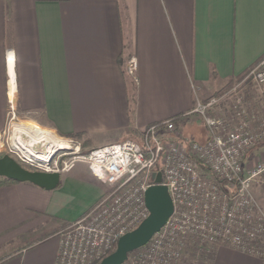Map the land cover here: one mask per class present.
Here are the masks:
<instances>
[{
  "label": "crops",
  "instance_id": "obj_1",
  "mask_svg": "<svg viewBox=\"0 0 264 264\" xmlns=\"http://www.w3.org/2000/svg\"><path fill=\"white\" fill-rule=\"evenodd\" d=\"M262 56L264 0H0V133L12 101L21 119L81 133L86 150L138 139ZM263 157L264 142L247 159ZM107 188L84 162L54 189L0 177V264H55L59 232ZM211 264H264V253L221 245Z\"/></svg>",
  "mask_w": 264,
  "mask_h": 264
},
{
  "label": "built area",
  "instance_id": "obj_2",
  "mask_svg": "<svg viewBox=\"0 0 264 264\" xmlns=\"http://www.w3.org/2000/svg\"><path fill=\"white\" fill-rule=\"evenodd\" d=\"M12 58L9 52L8 63ZM127 67L135 75V56ZM245 79L264 91V56L234 88L205 101L198 96L193 109L183 116L150 124L138 139L88 150L74 137L38 123L60 143L52 153L44 142L27 147L30 136L16 129V124L31 120L19 118L11 101L8 125L0 133V153H8L27 169L48 172H62L84 162L111 187L95 206L60 231L55 264H98L123 234L149 215L145 192L155 183L152 175L157 171H162L161 183L168 187L174 211L148 243L135 250L137 255L128 256L123 264H177L187 254L211 264L221 245L263 254L264 205L254 187L264 189V157L252 162L247 158L264 142V109L246 103ZM193 116L206 125L204 142L185 138L179 128L184 118Z\"/></svg>",
  "mask_w": 264,
  "mask_h": 264
},
{
  "label": "water",
  "instance_id": "obj_3",
  "mask_svg": "<svg viewBox=\"0 0 264 264\" xmlns=\"http://www.w3.org/2000/svg\"><path fill=\"white\" fill-rule=\"evenodd\" d=\"M155 183L146 192L149 215L134 229L123 234L114 251L104 256L98 264H123L129 254L146 245L155 232L159 231L174 211V203L167 185L162 182V171L153 173ZM0 177L16 181H28L45 189H54L60 183L61 172L30 170L21 165L8 153L0 156Z\"/></svg>",
  "mask_w": 264,
  "mask_h": 264
},
{
  "label": "rangeland",
  "instance_id": "obj_4",
  "mask_svg": "<svg viewBox=\"0 0 264 264\" xmlns=\"http://www.w3.org/2000/svg\"><path fill=\"white\" fill-rule=\"evenodd\" d=\"M242 79L243 77L238 78V79L224 81L221 85H219V87H217L214 90H211L209 93H207L203 97L200 96L199 98L205 101L213 95H222L223 92L225 93L226 91L234 88ZM242 88H243L242 94L244 95L246 103H248L249 105H252L254 108H257L259 111H261V108L264 107V91L259 90L251 79H245L244 82L242 83ZM31 124H33L34 126H38V124L34 121H32ZM207 135H208V131H207L206 125L200 119L193 116L192 122L187 124L185 128V132H184L185 138L195 139L199 142H204L207 138ZM74 138L77 141L81 142L82 149L86 150V147L83 145L82 140L77 137H74ZM4 154L6 153H0V156ZM110 191H111V187L108 186L105 194H108ZM254 192L257 198L261 201V203L262 202L264 203V189L259 185H255ZM59 235H60V232H59ZM137 253L138 251L131 252L129 254V257L133 259L137 255ZM129 264H131L130 261H129ZM177 264H208V263H206V261H203L201 258L199 259V261H197L196 259L192 258L190 254H187L181 260H179Z\"/></svg>",
  "mask_w": 264,
  "mask_h": 264
},
{
  "label": "bare ground",
  "instance_id": "obj_5",
  "mask_svg": "<svg viewBox=\"0 0 264 264\" xmlns=\"http://www.w3.org/2000/svg\"><path fill=\"white\" fill-rule=\"evenodd\" d=\"M14 62V58L10 61V65L12 66ZM12 68V67H11ZM11 76L12 80L14 79V72L11 70ZM32 121L23 122L22 124H16V129L23 133H28L30 136L29 141L31 143L27 144V147H29V144H37V142H44V146L47 149L48 153H52L59 145V141L57 140V137L52 132H49L47 128H44L40 125L34 126L31 124Z\"/></svg>",
  "mask_w": 264,
  "mask_h": 264
},
{
  "label": "trees",
  "instance_id": "obj_6",
  "mask_svg": "<svg viewBox=\"0 0 264 264\" xmlns=\"http://www.w3.org/2000/svg\"><path fill=\"white\" fill-rule=\"evenodd\" d=\"M238 78H240V77H238ZM238 78H233V79H238ZM233 79H231V80H233ZM131 100L133 101L134 100V97H133V95H131ZM179 117H181L180 115H177V116H174V117H170V118H174V119H176V118H179ZM160 122V121H159ZM74 137H77V138H81L82 137V134L81 133H77V134H74ZM16 180H13V179H9V178H7V177H2V182H15ZM117 245V244H116ZM116 245L106 254V255H108L109 253H111L112 251H114L115 250V248H116ZM105 255V256H106Z\"/></svg>",
  "mask_w": 264,
  "mask_h": 264
}]
</instances>
